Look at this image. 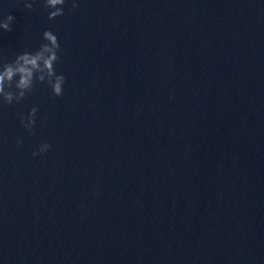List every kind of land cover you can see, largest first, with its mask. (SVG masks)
Segmentation results:
<instances>
[{
    "label": "water",
    "instance_id": "1",
    "mask_svg": "<svg viewBox=\"0 0 264 264\" xmlns=\"http://www.w3.org/2000/svg\"><path fill=\"white\" fill-rule=\"evenodd\" d=\"M31 2L0 63L50 29L66 79L0 103V264H264V0Z\"/></svg>",
    "mask_w": 264,
    "mask_h": 264
},
{
    "label": "clouds",
    "instance_id": "2",
    "mask_svg": "<svg viewBox=\"0 0 264 264\" xmlns=\"http://www.w3.org/2000/svg\"><path fill=\"white\" fill-rule=\"evenodd\" d=\"M35 3L36 0H32L31 3H26L25 7L31 10ZM43 4L46 9H51L48 14L49 20L63 15L61 6L65 4V0H43ZM77 7V3L73 0L72 8ZM14 19L11 14L7 15L0 21V29L11 31L10 25ZM43 39L46 43L41 44L38 50L24 52L11 62L0 63V103L5 105L20 103L33 92L36 82H46L56 97L63 95L66 78L63 74H57L55 69L61 51L58 37L49 29L43 32ZM37 112L38 108L33 106L27 116L23 114L20 116L21 124L30 133H34ZM16 143L19 146L22 142L18 139ZM50 147V144L42 143L32 155L43 154Z\"/></svg>",
    "mask_w": 264,
    "mask_h": 264
}]
</instances>
